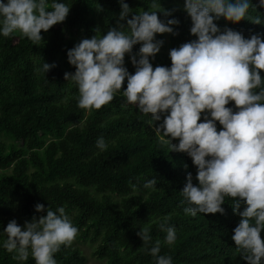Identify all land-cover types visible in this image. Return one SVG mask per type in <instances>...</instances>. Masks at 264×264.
<instances>
[{"label": "trees", "instance_id": "16d2710c", "mask_svg": "<svg viewBox=\"0 0 264 264\" xmlns=\"http://www.w3.org/2000/svg\"><path fill=\"white\" fill-rule=\"evenodd\" d=\"M56 2L68 4L70 13L63 23L42 30L39 45L19 33L0 34V264H36L31 249L28 259L21 261L14 259L17 253H9L3 242L7 239L4 229L12 219L23 226L33 216H46V211H35L37 203L53 211L64 207L80 236L98 241L94 254L102 262L93 264H156L149 251L156 240L161 242L159 254L171 256L173 264H248L231 239L241 219L234 213L232 198L225 197L223 214H185L180 191L188 173L198 185L197 168L186 153L171 152L160 144L153 125L147 123L151 114L145 116L132 104L122 106L126 100L122 90L100 110L81 109L77 85L64 79L65 72L76 70L68 62L67 51L95 35L97 27L102 36L116 26L119 0ZM125 2L133 13H140L148 10L152 0ZM155 2L164 9H176L167 18L159 13L162 20L180 21L172 26L178 35L157 34L156 39L164 44L155 58L150 57L154 67H171L170 49L197 37L190 32L192 21L184 11L185 0ZM250 2L258 5L259 0ZM250 15H260L264 22V7L250 9ZM215 22L221 30L227 26L245 38L264 36V23H231L224 18ZM140 47L135 45L133 53ZM45 62L57 67L48 73L37 71ZM125 67L135 73L131 55L126 54ZM227 106L235 108L234 101ZM216 123L219 131L222 125ZM101 136L106 151L96 146ZM153 178L156 185L145 188ZM169 215L168 224L176 229L172 245L165 243L166 233L159 228ZM148 224L152 241L145 248L137 232ZM54 258L57 264H90L82 250L72 245L61 246Z\"/></svg>", "mask_w": 264, "mask_h": 264}, {"label": "clouds", "instance_id": "9594fccd", "mask_svg": "<svg viewBox=\"0 0 264 264\" xmlns=\"http://www.w3.org/2000/svg\"><path fill=\"white\" fill-rule=\"evenodd\" d=\"M119 2L116 26L102 36L97 27L95 35L67 51L68 62L76 70L65 72L64 79L77 85L78 107L100 110L122 90L126 98L122 106L132 104L145 116L151 114L147 123L153 125L160 144L171 152L186 153L197 168L198 185L188 173L180 191L185 214H223L225 197L232 198L234 213L241 217L231 237L236 251L248 264H264V36L245 38L227 26L221 30L215 22L224 18L231 23H264L260 15H250V9L264 7V0L258 5L250 0H185L184 11L192 21L190 32L197 39L170 49L171 67H154L150 57L155 58L164 44L156 39L157 34H179L172 27L179 25L178 19L162 20L159 15L162 12L167 18L176 9H164L152 0L148 10L133 13L125 0ZM70 10L68 4L56 0H0V34L19 33L39 45L42 30L63 23ZM137 44L139 52L133 53ZM126 54L131 55L134 74L125 67ZM55 67L45 62L37 71L48 73ZM232 101L235 108L227 106ZM156 121L162 122L155 126ZM217 121L222 125L219 131ZM96 146L107 150L102 136ZM156 183L153 178L144 187ZM35 211L47 214L33 216L23 226L12 219L4 229L3 247L17 253L14 259L27 260L31 249L36 264H57L54 255L61 246L73 243L79 229L64 207L53 211L37 203ZM170 219L165 216L159 223L168 245L176 240ZM150 228L148 224L137 232L145 248L152 241ZM160 250V240L149 249L156 264H173L172 257L160 255Z\"/></svg>", "mask_w": 264, "mask_h": 264}, {"label": "rangeland", "instance_id": "374dc122", "mask_svg": "<svg viewBox=\"0 0 264 264\" xmlns=\"http://www.w3.org/2000/svg\"><path fill=\"white\" fill-rule=\"evenodd\" d=\"M71 245L80 248V250H82V252L87 256L88 262L90 264L102 262V260H99L94 254L98 246V241L94 242L89 238L84 239L80 236V233L78 232L75 240Z\"/></svg>", "mask_w": 264, "mask_h": 264}]
</instances>
